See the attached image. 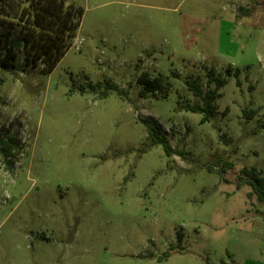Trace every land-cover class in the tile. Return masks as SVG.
Instances as JSON below:
<instances>
[{
	"label": "rangeland",
	"instance_id": "obj_1",
	"mask_svg": "<svg viewBox=\"0 0 264 264\" xmlns=\"http://www.w3.org/2000/svg\"><path fill=\"white\" fill-rule=\"evenodd\" d=\"M66 1L83 15L56 67L0 69V132L19 145L0 159V264H264L241 173L264 174V0ZM143 73L161 86L146 97ZM215 76L201 122L185 81Z\"/></svg>",
	"mask_w": 264,
	"mask_h": 264
},
{
	"label": "trees",
	"instance_id": "obj_2",
	"mask_svg": "<svg viewBox=\"0 0 264 264\" xmlns=\"http://www.w3.org/2000/svg\"><path fill=\"white\" fill-rule=\"evenodd\" d=\"M82 15L81 6L67 3L66 0H0V69L27 72L41 63L43 73L51 72L69 50L81 24ZM20 54L23 55L22 62H18ZM227 70L229 73L230 69ZM213 82V89L203 91L197 80L185 81L188 90L200 101L186 106V110L203 114L201 122L210 120L215 114V100L225 84V80L219 76H215ZM138 83L143 86L141 97L161 88L158 80L150 79L146 73L140 75ZM89 88L95 90V84L89 83ZM77 89L80 92L85 91L83 86ZM106 89L117 90V86L107 81ZM102 95L106 96L107 92L103 91ZM144 122L148 129L150 146L160 144L164 153L171 155L172 147L160 126ZM220 137L224 143H228L224 135ZM18 148L19 145L9 130L0 132L1 160L9 161ZM241 173L246 176L251 193L264 204V174L261 175L253 167L243 168Z\"/></svg>",
	"mask_w": 264,
	"mask_h": 264
}]
</instances>
